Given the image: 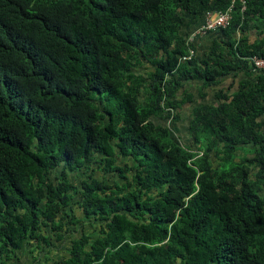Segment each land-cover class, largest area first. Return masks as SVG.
Segmentation results:
<instances>
[{
    "label": "trees",
    "instance_id": "obj_1",
    "mask_svg": "<svg viewBox=\"0 0 264 264\" xmlns=\"http://www.w3.org/2000/svg\"><path fill=\"white\" fill-rule=\"evenodd\" d=\"M244 1L213 32L239 39L181 62L230 0H0V264H264V0ZM184 105L185 146L155 123Z\"/></svg>",
    "mask_w": 264,
    "mask_h": 264
},
{
    "label": "crops",
    "instance_id": "obj_2",
    "mask_svg": "<svg viewBox=\"0 0 264 264\" xmlns=\"http://www.w3.org/2000/svg\"><path fill=\"white\" fill-rule=\"evenodd\" d=\"M244 35L247 36V39L249 41H252L258 37V34L256 30H249V32L245 33ZM240 34L238 32L231 35L230 38H228L226 35H223L222 33H210L203 37L196 38L192 41L191 47L193 51L195 52L196 58L199 60H202L205 55L212 49L214 42L222 41L225 42H231L235 41L240 38ZM223 55L227 54V51L224 50L222 52ZM151 71L152 69L146 66H143V69H141V72L144 71ZM231 82L230 78H226L224 81L220 83V86H225ZM184 88L190 91L194 96V101L196 103H206V104H214V92L216 88H208L203 90V97L201 100L197 97V87L194 86L192 83H186L184 85ZM190 110L191 107L188 105H184L182 109L179 111L178 119L173 123H167L166 120H155V123H160L161 125L167 126L171 135H174V137L179 139V135L183 134L187 137V124L190 118ZM187 140V138H185Z\"/></svg>",
    "mask_w": 264,
    "mask_h": 264
},
{
    "label": "built area",
    "instance_id": "obj_3",
    "mask_svg": "<svg viewBox=\"0 0 264 264\" xmlns=\"http://www.w3.org/2000/svg\"><path fill=\"white\" fill-rule=\"evenodd\" d=\"M234 3L238 4L240 12L244 11V0H230L229 6L224 11L212 10L203 13L198 25L192 28L185 37L184 42L188 47V50L185 56L179 58L181 62L189 60L194 55V51L189 47L194 39L203 37L218 30H224L229 26ZM250 62L253 70L264 71V59L252 57ZM164 111L168 116L166 122L169 124L174 112L171 108H166Z\"/></svg>",
    "mask_w": 264,
    "mask_h": 264
},
{
    "label": "rangeland",
    "instance_id": "obj_4",
    "mask_svg": "<svg viewBox=\"0 0 264 264\" xmlns=\"http://www.w3.org/2000/svg\"><path fill=\"white\" fill-rule=\"evenodd\" d=\"M185 138H186V136L184 135L183 136V134H180L179 135V139H178V142H179V144H181V145H184L185 146V144H186V142H187V140L185 141ZM94 177L96 178V179H101V175L98 173V172H95L94 173ZM51 179H53V176L51 177ZM72 208H73V212L76 214L77 213V208H76V206H72ZM87 230V228L85 227V228H83L82 230H81V232L82 231H86ZM74 233V232H73ZM72 233V234H73ZM35 256H38L37 254L35 255ZM50 257V255L49 256H45L44 254H40L39 255V257H38V260H39V262H38V264H45L44 262H45V259H48ZM19 263L20 264H35V263H32L31 262V260H30V258L29 257H27V256H25V255H19Z\"/></svg>",
    "mask_w": 264,
    "mask_h": 264
},
{
    "label": "clouds",
    "instance_id": "obj_5",
    "mask_svg": "<svg viewBox=\"0 0 264 264\" xmlns=\"http://www.w3.org/2000/svg\"><path fill=\"white\" fill-rule=\"evenodd\" d=\"M190 46H191V44H190ZM190 46H189V47H190ZM191 49H192V48H191ZM192 50H193V49H192ZM194 54H195V52H194Z\"/></svg>",
    "mask_w": 264,
    "mask_h": 264
}]
</instances>
